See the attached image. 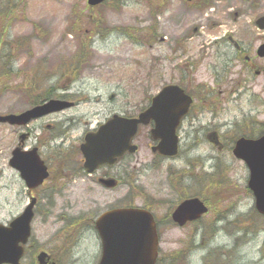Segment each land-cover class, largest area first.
I'll return each mask as SVG.
<instances>
[{"label":"rangeland","instance_id":"374dc122","mask_svg":"<svg viewBox=\"0 0 264 264\" xmlns=\"http://www.w3.org/2000/svg\"><path fill=\"white\" fill-rule=\"evenodd\" d=\"M169 3L105 0L92 7L87 0H0V113L23 110L29 88L35 99L57 80H74L71 88L80 103L65 116L75 117L70 143L78 145L85 121L96 125L125 109L137 113L167 83H180L196 95L178 131L177 156L153 155L149 127L142 126L135 140L139 150L110 170L120 179L116 188L100 186L98 172L93 181L70 184L55 196L42 187L21 264H33L41 249L61 251L58 264H97L101 240L93 219L119 205L147 207L156 215L160 264H264V215L248 189L247 165L232 152L239 136L264 131V78L232 59L235 49L225 43H218V84L209 78L213 55L187 66L189 58L202 54V42L187 39L200 22L189 26L181 3L173 14ZM247 24L246 18L235 21L223 14L218 36L237 27L239 37H246ZM203 30L216 28L209 24ZM263 58L258 61L264 63ZM212 130L222 147L209 140ZM18 134L0 125L4 224L29 201L24 180L9 164ZM73 150L65 155L69 167ZM195 195L207 202L209 212L185 227L173 223L171 209Z\"/></svg>","mask_w":264,"mask_h":264},{"label":"water","instance_id":"95a60500","mask_svg":"<svg viewBox=\"0 0 264 264\" xmlns=\"http://www.w3.org/2000/svg\"><path fill=\"white\" fill-rule=\"evenodd\" d=\"M103 0H88L96 5ZM264 27V16L258 20ZM264 55V47L262 48ZM191 99L176 86H166L154 98L153 104L142 112L139 118H127L115 115L103 124L96 133L86 136L82 150L86 157L85 167L92 171L99 165L115 163L126 151L134 152L137 147L131 143L140 122L148 123L152 117L162 124L165 118V131L152 130L154 137H162L161 143L154 147L166 155L177 152L178 138L176 127L188 110ZM66 103L52 100L44 107H37L19 115H0V121L23 123L39 111L57 110ZM42 108V110H41ZM46 109V110H45ZM163 126V125H160ZM237 157L246 161L250 168L249 186L256 197V207L264 214V135L258 139L241 137L234 148ZM11 164L21 171L29 186H34L46 176V168L39 158L30 159L17 148ZM33 166V167H32ZM101 181L109 187L117 184L115 178H103ZM32 203L16 217L9 226L0 224V264H19L24 253V245L31 232V220L34 212ZM208 207L197 197L184 200L172 213V218L180 225L201 217ZM96 227L103 241V255L99 264H156L158 255V234L153 215L138 207H118L104 212L96 221ZM48 254L42 251L38 255L40 264L46 263Z\"/></svg>","mask_w":264,"mask_h":264},{"label":"flooded vegetation","instance_id":"af4514ba","mask_svg":"<svg viewBox=\"0 0 264 264\" xmlns=\"http://www.w3.org/2000/svg\"><path fill=\"white\" fill-rule=\"evenodd\" d=\"M169 1V12L171 14L176 12V7L178 6V3H181L184 16L186 20H188L187 24L190 26L193 22H200V24H195L193 26V34L188 35L187 39L200 40L202 42L201 47L203 48L202 54H199L197 58L191 57L189 58V60L187 59V66H195L197 62L201 64V59L209 58L211 55H213L215 57V62L209 64L211 71L209 74V78L210 80L212 79L213 82L218 84V43H225L230 44L233 49H235V53L233 55L235 56V58L233 57L232 59H235L237 61L242 60L245 63V66L248 67V69H250L251 71H253L256 77L264 78L262 73L264 63L258 61V59L262 60L263 57H260L257 54L259 46L261 44H264V29L260 30L257 26V20L264 15V0ZM223 14H227L230 18L234 19L235 21H240L242 18H246L247 23H249L247 25H249L248 31L250 32V34H247L246 37H239V29L235 27L234 29L225 31L223 35L218 36V27L222 26ZM190 20H192V22L189 23ZM209 20L211 21L208 23ZM209 24L211 28H216V30H203V28H205ZM248 36L251 37V40H249ZM206 49L213 50H209L207 52ZM73 82L74 80H57L55 81V84L49 86V90H46L44 92V95L37 94L35 99H32L34 95H30L31 90L29 88V101L24 110L31 109L37 105H41L45 101L52 98H60L72 101L73 107L78 106L80 103V99L77 97V95L71 88V84ZM67 109L56 112H50L46 115L33 118L29 120L24 126L0 123L1 126L6 125L7 127L12 128V130L15 129L19 133L18 137H20L21 132H23V146L25 149H38L39 154L45 160L50 172L48 179H46L41 186H46L51 189L53 191V196L57 195L58 193H64V191L70 187V184H72V186H74L75 184L81 185L87 178L88 180L93 181V177L97 175H95V172L92 174L85 172L83 168L84 157L80 151V144L84 140L85 134L89 130H95L101 122H98V124L94 125L89 121H85L84 126L86 128L82 131V133L77 137L76 140V142H79V144L71 145L70 139L72 134V125L74 124L75 117L72 115L65 116ZM120 113L124 115L128 114L126 112V109ZM137 114L138 113H129L128 115L136 116ZM153 126H155V120H153L150 125H148L149 130ZM138 136L139 133L135 136V138H137ZM149 138L150 147L158 142L152 140L150 134ZM71 148L75 149L72 151V157L74 159L73 167H69L65 163L67 161L66 151ZM127 156L129 155H125L123 159H125ZM70 168H74V171L71 172L69 170L70 172L66 173V169ZM110 170L111 168L107 166L98 169L97 171L99 175L96 176V181H98L99 178L102 176L112 175ZM58 187H60L59 190ZM39 190V188L34 189L32 191V195H38L40 192ZM64 242L66 241L64 240Z\"/></svg>","mask_w":264,"mask_h":264}]
</instances>
